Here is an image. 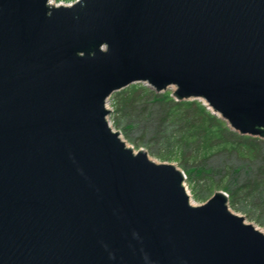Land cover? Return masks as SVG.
<instances>
[{"label":"water","instance_id":"obj_1","mask_svg":"<svg viewBox=\"0 0 264 264\" xmlns=\"http://www.w3.org/2000/svg\"><path fill=\"white\" fill-rule=\"evenodd\" d=\"M135 84L264 139V0H0V264H264L226 193L114 130Z\"/></svg>","mask_w":264,"mask_h":264},{"label":"trees","instance_id":"obj_2","mask_svg":"<svg viewBox=\"0 0 264 264\" xmlns=\"http://www.w3.org/2000/svg\"><path fill=\"white\" fill-rule=\"evenodd\" d=\"M173 93H157L145 84L115 93L111 100L117 126L125 123L132 131L152 122L149 143L138 147L153 146L161 162L186 170L194 199H203L200 189L223 191L232 206L262 209L264 214V139L233 131L203 102H178Z\"/></svg>","mask_w":264,"mask_h":264},{"label":"rangeland","instance_id":"obj_3","mask_svg":"<svg viewBox=\"0 0 264 264\" xmlns=\"http://www.w3.org/2000/svg\"><path fill=\"white\" fill-rule=\"evenodd\" d=\"M77 0H53V5H71L73 3H75ZM175 89L171 88L166 90L165 92H174ZM163 92V93H165ZM112 98V97H111ZM112 100L110 101V105H109V110H111L112 112L109 115V122L112 125V127L114 128L115 131L120 132L122 139L127 143V146L130 148H134L135 152H138L140 150H144L146 152L149 153V158L153 161H155L158 164H162V163H169V164H174L177 168H179L181 171L184 172L186 180H185V185L186 188L188 189L190 195H191V199L192 202H195V205H203L204 203H206L208 200H210L216 193L218 192H223V191H216L212 194H209L208 192H204V189H200V191L202 192L201 197L203 198L201 201H198L196 199H194L193 193H192V189L190 187V184L188 183V176L186 175L184 169H182L178 163L175 162H161L158 159V156L156 155V148L151 146V148H146L145 146L142 147H138V144H142L143 142H145V144L149 143V139L151 137V128H152V122H144L143 124H139L134 130L130 131V130H126V125L125 123L121 124V127L117 126V118L113 113V104H112ZM144 134V135H143ZM188 165L191 164V162H187ZM221 163V162H220ZM219 162H216L217 165H220ZM215 164V165H216ZM203 190V191H202ZM225 193V192H224ZM229 205V209L232 213L238 215V216H242L245 218L247 223L250 224H254L256 227H258L260 230H262L264 232V226H262V220L264 221V214H262V209L259 210H254V209H250V208H245L242 205H237V206H232L230 204V202L228 203Z\"/></svg>","mask_w":264,"mask_h":264},{"label":"bare ground","instance_id":"obj_4","mask_svg":"<svg viewBox=\"0 0 264 264\" xmlns=\"http://www.w3.org/2000/svg\"><path fill=\"white\" fill-rule=\"evenodd\" d=\"M111 101V100H110ZM200 101V100H199ZM109 102V101H108ZM202 102V101H201ZM110 105V103H109ZM107 107H108V104H107ZM209 109V108H208ZM210 110V109H209ZM212 111V110H211ZM190 194V193H189ZM191 202H192V199H191ZM193 205H195V202H192Z\"/></svg>","mask_w":264,"mask_h":264},{"label":"built area","instance_id":"obj_5","mask_svg":"<svg viewBox=\"0 0 264 264\" xmlns=\"http://www.w3.org/2000/svg\"><path fill=\"white\" fill-rule=\"evenodd\" d=\"M110 100H111V98H110ZM110 100H109V102H108V109H110V108H109V103H110Z\"/></svg>","mask_w":264,"mask_h":264}]
</instances>
